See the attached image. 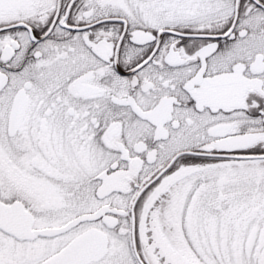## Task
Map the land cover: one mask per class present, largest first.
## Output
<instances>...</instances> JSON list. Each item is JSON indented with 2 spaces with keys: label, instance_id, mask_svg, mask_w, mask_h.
Here are the masks:
<instances>
[{
  "label": "snow or ice",
  "instance_id": "snow-or-ice-1",
  "mask_svg": "<svg viewBox=\"0 0 264 264\" xmlns=\"http://www.w3.org/2000/svg\"><path fill=\"white\" fill-rule=\"evenodd\" d=\"M0 264H264V0H0Z\"/></svg>",
  "mask_w": 264,
  "mask_h": 264
}]
</instances>
